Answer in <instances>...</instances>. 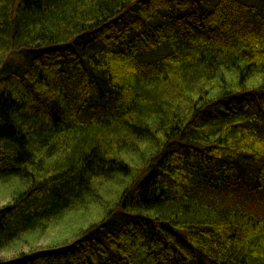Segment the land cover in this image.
I'll list each match as a JSON object with an SVG mask.
<instances>
[{
  "label": "trees",
  "instance_id": "1",
  "mask_svg": "<svg viewBox=\"0 0 264 264\" xmlns=\"http://www.w3.org/2000/svg\"><path fill=\"white\" fill-rule=\"evenodd\" d=\"M0 190V264H264V0H0Z\"/></svg>",
  "mask_w": 264,
  "mask_h": 264
},
{
  "label": "rangeland",
  "instance_id": "2",
  "mask_svg": "<svg viewBox=\"0 0 264 264\" xmlns=\"http://www.w3.org/2000/svg\"><path fill=\"white\" fill-rule=\"evenodd\" d=\"M9 197L7 193L0 190V207L4 205L6 202H8ZM89 217L85 215V213H80L78 215H71L67 217L64 221H62L59 225H57L55 228L47 230L46 234L37 239L35 243V247L44 248L48 245H55L58 243L65 242H71L75 240V238L79 235L81 232V225H88L89 221L93 218V215H95V212L92 210H89ZM93 220V219H92ZM34 246V245H33ZM31 244L21 247L22 251H28ZM20 250V249H18ZM18 250H12V251H5L4 253H0V257L2 258H10L18 254Z\"/></svg>",
  "mask_w": 264,
  "mask_h": 264
}]
</instances>
